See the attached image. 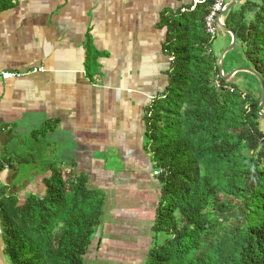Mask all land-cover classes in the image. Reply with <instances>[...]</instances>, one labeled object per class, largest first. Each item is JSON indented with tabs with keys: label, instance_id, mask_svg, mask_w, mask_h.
<instances>
[{
	"label": "trees",
	"instance_id": "16d2710c",
	"mask_svg": "<svg viewBox=\"0 0 264 264\" xmlns=\"http://www.w3.org/2000/svg\"><path fill=\"white\" fill-rule=\"evenodd\" d=\"M212 2L161 18L163 50L172 58L168 85L145 117L146 149L159 170L153 231L161 241L146 264H264L261 89L247 72L228 82L220 77L215 39L204 29ZM224 22L236 35L224 75L250 68L264 82V0H244ZM242 78L240 86L235 80ZM38 162L50 171L44 195L28 194L19 203L0 181L3 252L10 264H84L101 224L104 193L57 162ZM31 163L0 159V174L6 166Z\"/></svg>",
	"mask_w": 264,
	"mask_h": 264
},
{
	"label": "crops",
	"instance_id": "0c3cea01",
	"mask_svg": "<svg viewBox=\"0 0 264 264\" xmlns=\"http://www.w3.org/2000/svg\"><path fill=\"white\" fill-rule=\"evenodd\" d=\"M193 1L0 0V72L25 74L0 82V159L54 161L105 194L84 264H135L131 241L146 238V256L153 245L161 186L145 117L168 85L172 58L161 18ZM217 36L219 58L231 35L219 29ZM21 165L0 174L19 203L44 195L50 175L39 163L32 181L13 186ZM0 264H10L1 232Z\"/></svg>",
	"mask_w": 264,
	"mask_h": 264
},
{
	"label": "rangeland",
	"instance_id": "374dc122",
	"mask_svg": "<svg viewBox=\"0 0 264 264\" xmlns=\"http://www.w3.org/2000/svg\"><path fill=\"white\" fill-rule=\"evenodd\" d=\"M213 46H214V51L217 54L218 50L220 48L224 47V43H222L221 38L217 36L213 42ZM238 84L240 86H243L244 85V79L242 78L240 80V82H238ZM262 111L264 112V106H263ZM260 121H261V126L264 127V119L261 118ZM37 165L38 166H34L32 164H22L21 168L17 172V176L13 180V186L14 185L16 187L22 186V188H24L25 184L27 185V182L32 181L34 179V177H35L34 172H37V167H40L39 163H37ZM154 169H156V166H154ZM104 196H105V194H104ZM158 236L160 238V235H158ZM126 241H128V240H126ZM160 241H161V239H159V240H157V238L155 239V233H154V239L152 242L153 243L152 247L156 243H159ZM131 242H133L132 246L134 248L133 250L135 251V255H134L135 260H133V258H132L133 261L131 260V262H134L135 264H146V261H147L146 251L148 249V243H146V238L140 237L138 240H132Z\"/></svg>",
	"mask_w": 264,
	"mask_h": 264
},
{
	"label": "water",
	"instance_id": "95a60500",
	"mask_svg": "<svg viewBox=\"0 0 264 264\" xmlns=\"http://www.w3.org/2000/svg\"><path fill=\"white\" fill-rule=\"evenodd\" d=\"M240 0H233V2L231 4H229L223 11L220 12L219 14V19L220 17H222L223 15H225L233 6H235ZM262 4V2H260V5ZM218 27L220 30H222V32L228 33L231 35V43L229 44V46L222 52V54L219 56L218 58V71H219V75L220 77L224 80V81H232L233 76L238 73V72H247L252 74L259 82V86L261 89V100L258 106V110H257V115L260 118L264 119V114L261 113V110L264 106V82L263 80L260 78V76L253 70L250 68H236L231 70L229 73H227L226 75H224L223 73V56L230 52L234 47H235V43H236V35L235 33L229 29L226 25L222 24L219 22L218 20Z\"/></svg>",
	"mask_w": 264,
	"mask_h": 264
},
{
	"label": "built area",
	"instance_id": "2783aa9c",
	"mask_svg": "<svg viewBox=\"0 0 264 264\" xmlns=\"http://www.w3.org/2000/svg\"><path fill=\"white\" fill-rule=\"evenodd\" d=\"M225 1L226 0H213L204 18V29H205V32L209 35L211 40H214L218 35V32H219V27H218L219 18L218 17H219L220 12L223 11L225 8ZM200 2L201 0H194L193 5L190 8V10H193L194 6ZM41 70L42 68L33 69L31 70L30 73H35ZM26 74H29V72H27ZM23 75L25 74H22L20 72H6V71L0 72V82L10 80V79L20 78ZM216 85H218V81H216ZM157 173L158 172H156L155 174L157 175Z\"/></svg>",
	"mask_w": 264,
	"mask_h": 264
}]
</instances>
